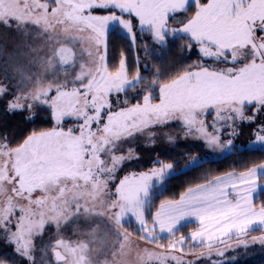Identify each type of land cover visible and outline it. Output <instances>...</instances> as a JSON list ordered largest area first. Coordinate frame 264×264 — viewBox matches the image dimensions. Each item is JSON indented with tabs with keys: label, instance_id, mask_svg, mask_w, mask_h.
Masks as SVG:
<instances>
[{
	"label": "snow or ice",
	"instance_id": "obj_1",
	"mask_svg": "<svg viewBox=\"0 0 264 264\" xmlns=\"http://www.w3.org/2000/svg\"><path fill=\"white\" fill-rule=\"evenodd\" d=\"M191 7L195 10L189 16ZM88 8L112 10L106 17L107 23L124 29L134 50L138 44L133 18L139 28L147 29L153 41L160 45L182 33V49L191 51L195 47L201 59L183 69L169 85H154L158 87V98L151 92L141 94L142 101L135 104H129L127 92L138 86L139 77L127 80L126 57L120 74L110 78V82L101 77L95 91L83 92L88 98L83 115L73 117L61 111L58 102L41 98L37 103L52 113L54 131L63 132V120L75 118L81 121L80 134L85 128L89 132L102 128L115 138V144L147 133L145 140L153 145L156 138L163 135L168 143L192 140L216 152L231 148L239 135L240 124L247 123L256 124L254 142L264 145V120L256 123L264 116V0H207L206 3L201 0H104ZM179 14L184 15L181 18ZM170 20L179 27H169ZM139 46L148 50L147 41L141 40ZM134 59L139 67L138 53ZM4 95L6 90L0 89V99ZM25 108L30 112L28 118L35 119L32 105H20L15 100L8 102L6 111L13 113ZM210 111L213 113L211 123L207 120ZM174 123L179 126V133L155 131L167 129ZM225 130L227 140L223 138ZM38 147L48 145L41 142ZM138 158L134 148L126 149L112 158L113 167L109 171L114 173ZM185 158L189 159L186 167L200 164L198 155L188 153ZM154 165L157 166L127 174L120 185L121 189L127 185L131 193L122 213L137 223L144 234L142 238L155 244L161 240V234L168 235L169 243L158 245L161 252H147L144 264H198L199 261L231 264L235 257H226V251L233 249V239L235 247L247 249L257 243L264 246V235L251 236L249 240L255 227L264 230V203L259 207L255 203L259 193L264 191V184L259 183L264 163L241 172L233 170L215 176L204 173L202 182L187 187L178 198L161 199L149 215L146 209H153L155 184H163L174 171L173 163L158 158ZM190 218L198 223L196 230L175 239L178 226ZM13 224L18 226L19 222L8 217L3 221L4 230L15 233ZM189 240L194 243L186 247ZM9 243L13 253L20 255L32 241L21 234L10 236ZM197 245L203 250L197 251ZM165 248L167 250L163 251ZM2 255L0 264H11L8 254ZM186 256L193 258L186 259Z\"/></svg>",
	"mask_w": 264,
	"mask_h": 264
},
{
	"label": "rangeland",
	"instance_id": "obj_2",
	"mask_svg": "<svg viewBox=\"0 0 264 264\" xmlns=\"http://www.w3.org/2000/svg\"><path fill=\"white\" fill-rule=\"evenodd\" d=\"M99 2L104 0H0V31H18L23 39V47L36 59L42 60L40 64L46 66L42 69L47 72L48 78L36 75L30 80L31 85L22 90L24 95H15L20 105H23L22 102L30 103L24 97L40 96L47 98L49 102H58V108L66 114L73 117L83 115L88 103L83 92L95 91L101 77L110 82V78L120 74L123 58L113 69L106 65V36L108 31L116 29L130 43L129 36L118 25L107 23L106 17L111 15L112 10H89L88 5ZM133 23L136 25L137 35L148 33L147 29L139 28L135 18ZM169 27L179 25L170 20ZM149 36L152 43L148 42V45L158 44L153 41L150 33ZM143 38L139 37L141 40ZM205 62L212 63L211 60ZM125 71L128 81L139 77L140 83L138 72L131 76L127 69ZM176 77L158 86H167ZM134 89L135 87L127 92L132 97L138 95L134 93ZM149 92L158 98V87L155 91L142 94ZM112 99L115 101L116 97L113 96ZM140 101L141 93L137 100L129 104ZM47 110L49 111L48 108L41 107L38 113ZM251 111L249 106V114ZM49 114L52 117L50 111ZM212 119L213 113L210 111L207 120L211 123ZM262 120L264 116L256 123ZM80 125L79 119L67 118L62 123L63 132L54 131L53 126L29 134L21 144L14 147L1 142L0 260L3 259L2 254L7 253L11 264H144L147 252H161L158 245H167L169 241H157L154 244L144 240V234L139 231L137 223L129 215L122 213L131 198L127 185L123 189L120 187L121 180L127 174L157 166L154 165L157 158L165 163H173L172 175L191 167H186L189 165V159L185 158L188 153L198 155L202 161L218 158L244 147L264 148V145L254 142L253 129L256 124L241 123L234 145L216 152L206 150L202 143L192 140L179 139L175 144L168 143L163 135L158 136L153 145L145 140L147 133L115 144V138L102 128H93L91 132L85 128L80 134ZM155 131L179 133V126L174 123L167 129ZM223 138H229L227 130ZM41 142L48 147H38ZM129 148H134L139 158L125 163L114 173L110 172L109 169L113 167L112 158ZM165 154L167 157L163 156ZM222 174L224 173L218 175ZM259 175L262 177L259 183L264 184V171ZM155 186L159 187L161 184ZM154 191L153 189V195ZM146 211H150V208ZM8 217L19 222L18 226L13 224L15 233L4 230L3 221ZM191 223L195 226L184 236H189L196 230L198 223L190 218L178 226ZM21 234L32 243L27 251L22 249L21 254L16 255L9 237H19ZM260 235H264V230L257 226L251 231L249 240L251 236ZM179 236L174 238L178 239ZM163 237L168 238V235L161 234V238ZM193 243L189 240L186 247H191ZM231 243L234 247L226 253L244 250L243 247H235V239ZM55 250L61 255L60 258L53 254ZM202 250L197 245V251ZM251 250L255 257L241 262L257 260V255L264 252V246L251 244L245 249L246 257H249ZM176 254L180 255L179 252ZM25 256L28 257L27 260ZM261 258L264 259V254ZM198 264L207 262L199 261Z\"/></svg>",
	"mask_w": 264,
	"mask_h": 264
},
{
	"label": "trees",
	"instance_id": "obj_3",
	"mask_svg": "<svg viewBox=\"0 0 264 264\" xmlns=\"http://www.w3.org/2000/svg\"><path fill=\"white\" fill-rule=\"evenodd\" d=\"M201 2L206 3L207 0H201ZM193 11L194 9L191 7L187 15H192ZM179 15L182 17L184 14ZM140 36L144 37L143 41H147L149 44L151 42L149 33H139L137 35L138 47L135 50L128 39L116 29L108 31L105 41L106 65L109 69L115 68L119 60L126 57L128 73L132 76L138 72L140 75L139 88L135 87L133 90L138 95L132 97L131 93H127L129 103L137 100L140 93L155 91L157 87H154V85H160L171 80L191 63L200 60L195 47L191 51L182 49L181 45L184 43V38L181 34L175 38H169L165 45L160 46L155 43L151 44V46L148 45L147 51L142 46H139L141 42ZM6 37L7 39L4 43L0 40V89L6 90V95L0 99V144L2 142L7 146L14 147L21 144L29 134L47 130L53 127L54 124L48 110L38 113V109H35V119L28 118L30 114L29 110L26 109L13 113L6 111L8 102L14 99V95L19 94L18 90L20 88L18 85L22 80H32L36 75L43 79L48 78L46 76L47 72L42 69L45 66L40 64L42 60L36 59L33 54H29L24 50L17 51V48H15L17 38L15 32L11 31ZM137 53L139 67L134 59ZM55 59L57 60V55H55ZM123 97L121 95V99ZM163 156L167 157L166 154ZM263 161L264 148L244 147L218 158L202 160L198 165H193L186 170L174 173L167 177L161 186H155V194L152 201L153 209H150L149 215L161 199L178 198L179 194L187 187L202 182L201 177L204 173H210L215 176L233 170L243 171ZM255 203L256 205L264 203V191L259 193ZM194 226V223L182 225L178 227L176 235H185ZM167 240V237H163L159 241L165 242ZM244 264H264V259Z\"/></svg>",
	"mask_w": 264,
	"mask_h": 264
},
{
	"label": "crops",
	"instance_id": "obj_4",
	"mask_svg": "<svg viewBox=\"0 0 264 264\" xmlns=\"http://www.w3.org/2000/svg\"><path fill=\"white\" fill-rule=\"evenodd\" d=\"M193 9H194V7H193ZM195 10V9H194ZM194 12V11H193ZM12 32H15V34H16V41H15V48H17V51H26V52H28L24 47H23V39H22V37L18 34V31H12ZM8 33H11V31H0V40L4 43L5 41H6V39H7V37H6V35L8 34ZM23 48V49H22ZM50 67V66H49ZM48 67V68H49ZM44 68H46V66L44 67ZM39 76V75H38ZM46 79V78H45ZM28 85H31V83H30V80L28 81V80H26V81H24V80H22L21 81V83L18 85V87L20 88L19 90H18V92H19V94L17 95V96H21V95H24L23 94V92H22V90H25L27 87H28ZM24 99H26L28 102H30V103H25V102H22V104L23 105H32V108H31V113H35V109L37 110V109H39V108H41L42 106H40L39 105V103H37V101L39 100V99H41L40 98V96H38V98H32V97H24ZM13 100H15V101H17L16 99H15V95H14V99ZM46 108V107H45ZM26 110H28V108H25ZM29 112V111H28ZM29 114H30V112H29ZM253 250H251L248 254V256L249 257H246L245 256V254H246V251H245V248H244V250H241V249H237L235 252H233V253H226V257H235V260L234 261H232L231 262V264H244V262H241V261H243L244 259L246 260L247 258H254L255 256H253ZM264 254V252L263 253H261V254H259V255H257V260H259V259H263V258H261V256ZM193 257H191V256H186V259H192ZM170 264H171V262H170Z\"/></svg>",
	"mask_w": 264,
	"mask_h": 264
},
{
	"label": "water",
	"instance_id": "obj_5",
	"mask_svg": "<svg viewBox=\"0 0 264 264\" xmlns=\"http://www.w3.org/2000/svg\"><path fill=\"white\" fill-rule=\"evenodd\" d=\"M53 254L55 255L56 258H59V256H60V254H59V252H58L57 250H55V251L53 252Z\"/></svg>",
	"mask_w": 264,
	"mask_h": 264
}]
</instances>
